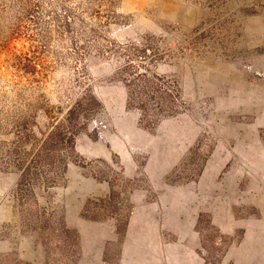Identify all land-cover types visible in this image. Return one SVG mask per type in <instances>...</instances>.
I'll return each mask as SVG.
<instances>
[{
    "label": "rangeland",
    "instance_id": "1",
    "mask_svg": "<svg viewBox=\"0 0 264 264\" xmlns=\"http://www.w3.org/2000/svg\"><path fill=\"white\" fill-rule=\"evenodd\" d=\"M30 1L0 0V264H264V0Z\"/></svg>",
    "mask_w": 264,
    "mask_h": 264
},
{
    "label": "trees",
    "instance_id": "2",
    "mask_svg": "<svg viewBox=\"0 0 264 264\" xmlns=\"http://www.w3.org/2000/svg\"><path fill=\"white\" fill-rule=\"evenodd\" d=\"M14 2H15V0H10V3L12 5H14ZM18 2L21 3V5H25L27 7V9H28V12L30 11V9L28 8V4H30V2H31L30 0H18ZM58 135H59V140H60L59 142L63 146L62 142H63L64 138L62 137L61 133L58 134Z\"/></svg>",
    "mask_w": 264,
    "mask_h": 264
}]
</instances>
